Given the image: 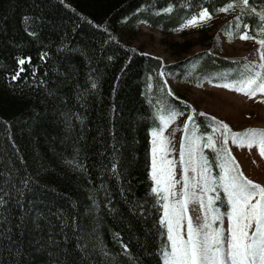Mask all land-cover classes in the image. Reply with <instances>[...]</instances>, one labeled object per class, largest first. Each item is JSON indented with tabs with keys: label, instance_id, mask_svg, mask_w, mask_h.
I'll return each instance as SVG.
<instances>
[{
	"label": "trees",
	"instance_id": "1",
	"mask_svg": "<svg viewBox=\"0 0 264 264\" xmlns=\"http://www.w3.org/2000/svg\"><path fill=\"white\" fill-rule=\"evenodd\" d=\"M229 2L0 0V264H163L150 131L167 108L190 113L216 149L222 140L210 116L168 94L161 73L198 85L240 63L215 45L164 64L118 32L144 22L172 33L202 7L214 17ZM232 2L227 13L249 25L237 33L260 37L250 7L258 13L264 0ZM22 58L30 63L13 80ZM204 155L214 161L213 148Z\"/></svg>",
	"mask_w": 264,
	"mask_h": 264
},
{
	"label": "snow or ice",
	"instance_id": "2",
	"mask_svg": "<svg viewBox=\"0 0 264 264\" xmlns=\"http://www.w3.org/2000/svg\"><path fill=\"white\" fill-rule=\"evenodd\" d=\"M239 2L249 6L250 0H239ZM233 8L234 3L230 0L225 7H221L217 11L227 12ZM162 11L170 13L173 11V7L170 5ZM250 12L256 13L258 16L257 26L260 31L264 32V8L257 13L255 7H250ZM211 18L212 13L208 8L202 7L196 15L187 19L179 30H183L185 27H196ZM236 21L238 30L241 23L245 29L249 27L242 21L241 16H237ZM231 27L232 25L229 24V28ZM228 35L231 36L232 33L228 32ZM239 38L242 40L257 39L255 35L250 36L247 31L240 34ZM257 43L264 46V38L257 39ZM262 59H264V53H262ZM26 62L30 63V60L26 61L23 58L18 60L21 67L12 77L13 80L18 79L20 74L25 71L22 66ZM234 63L240 62L235 61ZM257 68L260 70L257 71ZM262 73H264V63L246 62L232 80H228L230 73L223 74L222 78L227 82L217 86L239 91L252 97L256 95L257 91L264 92V74ZM163 75L164 73H161V76ZM253 85L255 87H252ZM168 94L173 95L171 89L168 90ZM193 112H195L194 109ZM178 115H182V113L174 109H163L162 115L159 117L161 125L153 129V136H156L158 131L162 134L166 126L165 122L175 120ZM196 115L206 116L202 112L196 113ZM210 119L215 122L217 128L223 129V139L219 149L215 148L216 141L211 136H208L203 144V147L213 148L214 161H210L203 154L200 140L204 139V134L196 135L199 126L195 123L194 117L190 115L184 124V129L187 131L189 122H192V138L188 140L187 146L183 142L181 143L180 163L186 165L185 173L190 169L199 178L192 177L191 179L195 182L190 183L189 178L185 176L180 198L175 201H169V195H176L171 191V188L174 187V184L171 183L173 169L170 167L173 161H165L169 167L164 165L157 167L156 149L152 150L150 179L154 183L151 193L156 197L158 210L162 212L159 224L165 229L162 233L165 239L160 247L163 264H264V186L247 179L242 171H238L239 165L236 164L235 158L231 157L230 150L227 148L229 139H231V142L239 147L258 146L261 156L264 157V130L248 129L243 133L231 132L227 124L216 121L215 117ZM230 132L231 136L229 137L228 133ZM166 140V137L160 140L162 152L166 149ZM186 156L187 159H185ZM213 162L215 167L220 169L216 176L211 174ZM77 167L80 165L77 164ZM112 172L114 175H118L115 164L112 167ZM189 189L192 190L189 191ZM218 189L222 191L223 196ZM209 192L217 194L215 197L209 196L207 204H205L204 196ZM190 202H197L204 210L203 220L200 216L193 218L188 214ZM3 204L4 200L0 197V206ZM225 218L229 222L227 228H224ZM185 220L187 221L186 238L182 231ZM217 223L218 226L213 227V224ZM122 248L125 253H128L127 245H122Z\"/></svg>",
	"mask_w": 264,
	"mask_h": 264
},
{
	"label": "rangeland",
	"instance_id": "3",
	"mask_svg": "<svg viewBox=\"0 0 264 264\" xmlns=\"http://www.w3.org/2000/svg\"><path fill=\"white\" fill-rule=\"evenodd\" d=\"M234 19L227 12H221L196 27H185L183 30H179V28L172 33H164L160 28H154L144 22H140L133 30H129L126 27L121 28L118 36L122 42L140 49L143 53L160 58L164 64L176 62L203 50L212 51L213 47L218 45L220 50L217 54L239 61L240 67L209 74L198 85H192L185 80L173 78L164 73L163 79L168 90L171 89L172 93L182 95L183 101L191 106L192 111L194 109L205 113L210 117H215L216 121H222L227 124L231 132L243 133L248 129L264 130V92L257 91L255 96L250 97L242 92L217 86L227 82L222 78L223 74L230 73L228 80H232L246 62L264 63V59H262L264 46L257 43V39L264 38V32L261 31V36L257 37V39L242 40L239 38L240 34L237 33V21ZM229 24L232 25L231 28H229ZM206 26H208V30L205 34L202 28ZM228 32H231L232 35L229 36ZM206 37L213 39L211 45L204 44ZM183 43H188V46L183 48ZM256 70L259 71L260 69L257 68ZM252 87L255 86L253 85ZM161 115L162 113H159V117ZM189 116L190 113H186L178 115L175 120L166 121L162 134L158 131V134L153 136V130L150 131V168L153 148L156 149L155 160L157 167L161 165L169 167L165 164V161H173L170 167L173 169L171 183L174 184V187L171 188V191L175 192L176 195H169L170 202L180 198L185 176L189 178L190 183L195 182L191 179L192 177L199 178L190 169L185 173L184 168L186 165L180 163L181 143L183 142L187 146L188 140L192 138V122H189L187 131L184 129V124L188 121ZM215 132L219 134L222 140L223 129L216 127ZM231 132L228 133L229 137ZM196 135L200 136L198 132H196ZM208 136L212 137V134ZM165 137L167 138L165 141L166 149L162 152L160 150V140ZM205 141L203 139L200 140L203 154ZM227 148L230 150L231 157H234L236 164L239 165L238 171H242L247 179L264 186V157L261 156L259 147H239L229 139ZM185 159H187V156ZM152 183L154 182L152 181ZM191 190L189 189V191ZM218 191L220 192L221 190L218 189ZM216 194V192L207 193L204 196L205 204H207L209 196L215 197ZM254 202L255 199L253 200ZM188 207L190 216L193 218L200 216L201 220H203L204 210L200 208L197 202H190ZM221 211H224V209H221ZM228 225L229 222L225 218L224 228H227ZM186 226L187 221L185 220L184 229L182 230L185 238ZM217 226L218 223L213 224V227Z\"/></svg>",
	"mask_w": 264,
	"mask_h": 264
}]
</instances>
